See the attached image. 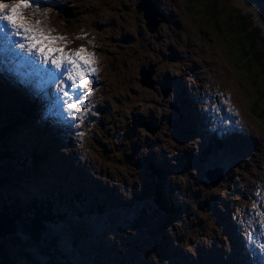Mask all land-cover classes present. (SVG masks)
I'll use <instances>...</instances> for the list:
<instances>
[{
    "label": "rangeland",
    "instance_id": "obj_1",
    "mask_svg": "<svg viewBox=\"0 0 264 264\" xmlns=\"http://www.w3.org/2000/svg\"><path fill=\"white\" fill-rule=\"evenodd\" d=\"M137 1L140 2L141 0H65V3L70 5L66 6V10L70 9L68 13L66 10L61 9V0H37L40 11L34 15L26 13L31 22L36 19L41 20L40 27L50 30L53 36L67 37L78 29L79 24L82 25L81 31L90 28L95 32L97 30L100 32L109 16L113 19L108 23L109 28L113 24L120 23L126 31L121 32L118 26H114V34L111 31L109 36L103 34L102 41L99 42L101 53L93 51L95 42L91 40L90 35H88L84 47L88 52L94 53L97 65L96 73L99 74V76L97 74L90 76L89 81L99 78L103 80L99 82H105L108 80V75L111 74L112 81L115 78L118 83V86H112L113 93L119 96L114 101L117 107H115L114 102L110 103L105 100L104 113H109L107 106H112L119 112L121 104L119 106L118 104L123 102V118L127 119L124 124L122 121L116 122L111 128L110 132L112 134L106 133L105 136H99L96 133H91L86 145L85 160L100 175L98 180L102 182L109 181V186L105 188L108 192L104 205L112 210H108L105 214L85 213L81 217L72 216L71 222H75L79 227L77 231L72 229L71 232H68L63 225H56L53 230L56 231L55 237L58 244L67 248V254L76 255L78 251H81L83 254L79 255L80 260L83 259L87 263L102 264L92 260L95 255L97 258H105L107 264H205L202 261L199 262V258H197L198 243L204 244L203 246L206 245L205 250L208 249L209 245L215 241L216 235L221 234L225 229L224 224L230 223L233 215L228 212V204H235L237 210H248L249 207H252L253 203L259 198L255 195L256 192L253 186L247 183L250 180L255 185L256 181L252 179L253 176L264 171V165H262L264 164V80L261 78V75L263 77L264 75L256 72V65L250 71L240 68L242 64L238 57L243 61L244 56L241 51H239V55L235 54V49L229 45V41L232 39L228 34L229 28L227 30L222 28L220 19H227L231 22L227 16L228 12L232 8L240 10L242 7L246 9L247 19H251V23L255 22L257 18L259 19L258 25L261 26L264 32V3L261 0H244V5L241 6L237 4L236 0H220V5L217 4L219 12L217 11L215 14L217 17L215 15L211 17L204 10V3L206 5L211 4L214 0H161L165 6L156 2L157 7L161 9L160 12H157L152 0H147L159 14L157 28L153 31L146 29L143 12L135 10L134 6ZM218 2L219 0H217ZM44 12H47L46 16ZM104 12H106L108 18L98 25ZM162 12L167 14V18L160 16ZM173 12L176 14L175 16ZM64 15H73V17L69 19ZM215 24L218 28H214L216 27ZM231 25H233L232 22ZM119 38H124V40L122 42L116 40ZM128 40L133 42L129 43ZM188 42L195 44L193 53L191 47L187 48ZM88 45L90 46L88 47ZM257 46L263 48L261 45ZM106 48L108 50H105ZM168 48H178L185 56L184 68L188 75L184 81L188 86H194L199 92H205L206 94L211 92L212 94L217 87L214 82L207 84V82L202 83L200 81L203 76L202 70L206 69L200 64L197 66V61L199 62V59L207 57L209 59L214 58L222 64L223 70L215 68L207 71V78L221 72V77L212 79L225 88L227 95L232 100L220 101L224 106L220 108L218 113L221 116L230 115L234 112L236 104L240 109L237 115H242L245 118L247 128L251 127L245 132L254 138L252 146L255 150L235 154L236 157L233 158L230 154H220L210 149L207 154L201 156L199 152L202 150L203 145L199 142L204 139L202 134H199L195 139H188L187 131L184 125L180 124V120L176 118L179 121L177 123L173 120V117L162 116V114L169 111L167 108L163 111L160 110L158 113L162 125L158 124L157 126L161 129L158 130L155 124L156 121L151 118L146 124L155 128L152 134L147 132L149 131L146 129L147 125L142 127L141 120L135 126L137 118L140 116V99L148 100L145 103V108L149 110L156 108L155 102L159 104L167 99L173 100L174 98V96H171L172 89L168 91V96L164 95L161 90L165 87L164 84H167L166 78H162L161 81L160 77L156 75L157 72L154 73L155 68V71H158L161 77L164 74L169 75V72L174 75L176 69L171 66L173 61L164 57V53L168 51ZM113 49L118 50V54ZM203 49L212 52L214 56H204ZM102 50L106 52L102 53ZM13 54L15 55L14 52ZM128 54H131V56ZM109 58H114L115 61L113 62ZM119 58L126 63L123 65L119 61L117 62ZM154 62L157 63V67H155ZM36 63L39 65L38 61ZM150 63L154 65L151 75L153 85H139L137 82L134 84L138 78L139 68ZM0 67L2 73L6 72L12 82L17 81L15 67L11 62L4 61L0 64ZM122 69L126 72L124 77H122L120 71ZM145 70L148 71L149 66ZM54 85L55 89H52L53 86H47V90L46 85H44V92L46 90L47 98L51 97V99L61 101L59 79H54ZM123 85L125 90H130L127 101L122 100L121 93L123 91L121 87ZM170 85L175 90L183 88L181 82L174 84V81H172ZM104 91L109 93L107 88ZM99 98L100 92H97L91 103L98 101ZM22 104L27 106L24 103ZM85 108L88 109L89 105H86ZM230 109L231 111H229ZM169 112L173 113V111ZM0 115L11 114L6 112L5 108H1ZM210 115V112H205L204 118L210 117ZM143 119L147 120L146 118ZM224 121L228 122L229 120L224 119ZM216 122L207 121L205 124L203 123L200 131L206 130L205 126H212ZM16 125L10 131V134L20 142V144H16V147L20 145V148L15 156L19 159V164L22 165L24 160L20 159L21 148L26 147L27 151L31 153L32 148L35 149L38 144L32 142L34 138L31 137L29 132L28 135L26 133L27 139L23 138L25 137L23 135L20 138L21 133L19 130L26 127L22 124L17 126L18 129H16ZM211 129H207L204 133L207 135L212 134ZM97 131L100 132L101 129L98 127ZM114 136H117V139ZM91 137H95V141ZM81 139L85 141L86 134L82 135ZM90 141H93L92 145L95 148L89 146ZM140 141L141 145L138 147L137 143ZM152 141H160L155 144V150H152L160 158H166L161 151L167 149L166 164L169 169H172L171 173L168 172V175L172 176L173 184L179 187V189H176L172 186L173 200L182 203L183 199L184 205L187 206L186 209L178 212L177 215L179 216L175 215L177 217L174 220L166 219L165 216L160 214L158 206L159 211L152 207L155 200L151 197V193L156 180L155 175L151 174L154 171L150 169V160L146 161L144 156L148 154V145L151 146ZM25 142H28L29 146ZM216 143L220 142L216 141ZM236 147L234 145L232 150ZM222 148L226 150L225 147ZM41 151L42 157L40 154L39 167L42 166V163L43 167L40 176H53V164H56L55 152ZM76 152H80V149H76ZM47 154L49 155L48 161ZM51 155H53L52 160ZM158 162L161 165L164 163L163 160ZM166 164H163V166ZM209 168L216 170L220 176L218 182L214 185L204 176V171L206 169L210 170ZM25 172L26 175L31 177L27 180L29 184L31 179H35V174L29 168ZM91 177L96 178L94 172H91ZM21 178L24 179L25 176L22 175ZM137 178L139 182H136ZM165 178L169 179L166 173ZM68 180L73 185L78 184V178L74 177L72 179L69 176ZM235 181H239L242 187V191H237L239 194L234 192L235 186L233 183ZM165 183V181H162V188L165 187ZM187 186L192 187L188 192ZM60 187L62 186L59 185ZM180 192L185 193L181 198H179ZM224 198L226 199L224 200ZM239 198H241L240 201ZM243 200L248 203H242ZM112 202H114V207H111ZM161 203L163 209L165 203L163 200ZM84 206L87 210L88 204L85 203ZM252 211L254 210L252 209ZM166 215L171 216V214ZM162 228L168 238L163 237L161 234ZM258 228L257 225L248 223L250 232H252V229ZM242 231L240 230L241 238L245 239L246 233ZM17 234L15 233V235ZM84 249L89 255L85 254ZM22 251V255L18 256L11 253L18 264H46L47 258L35 254V251L33 253L29 250ZM231 251L237 253L238 247L233 245ZM248 255L250 256L251 253L249 252ZM182 257L187 258L188 261H185ZM70 258L73 260L72 257Z\"/></svg>",
    "mask_w": 264,
    "mask_h": 264
},
{
    "label": "bare ground",
    "instance_id": "obj_2",
    "mask_svg": "<svg viewBox=\"0 0 264 264\" xmlns=\"http://www.w3.org/2000/svg\"><path fill=\"white\" fill-rule=\"evenodd\" d=\"M61 1H62L60 2L61 9L66 6H70L69 4L65 3V0H61ZM261 1L264 3V0ZM156 2H159L162 6H165V4L161 0H152V3L155 6L157 12H160L161 9L157 7ZM138 3L139 1H137L134 6L135 10H139L137 7ZM98 4H102V3H98ZM69 10H66V12L69 13L70 12ZM173 15L175 16L176 14L173 12ZM160 16L162 18L164 17L167 18V14H164L163 12L160 13ZM66 17H69L70 19L71 17H73V15H68V16L66 15ZM107 18L108 17L106 16V12H104L98 25H100V23H103ZM112 20L113 19L110 18L109 16V19L107 20L106 23H104V26L100 32L98 30L97 32H95L90 28L81 31L80 28L82 27V25L79 24V26L77 27L78 29H76L73 33L69 34L66 37L67 40L65 42H61L60 44L55 46L64 47L65 51H75L80 47H85L86 39L88 38V35H90L91 40H94L95 42V45L93 46V51L100 52L101 50L99 47V42L102 41L103 34L109 36L110 31L114 34V26H118L121 32L125 31L121 27L120 23L113 24L109 28L108 23L111 22ZM145 27L146 29H148V27L146 26V20H145ZM78 36H83L85 38L76 39V37ZM116 40L122 42L124 38H119ZM109 41L114 42L113 40H109ZM127 42L132 43L133 41L128 40ZM89 46L90 45H88V47ZM193 46H195L194 43L193 44H190L189 42L187 43V48L191 47L192 53L194 51ZM204 49H203L204 56L205 55L214 56L212 52H209ZM105 50L108 49L106 48ZM167 50L168 51L164 53V57H166L167 59L169 58L171 61H173L171 63V66L174 69H176L174 75L169 72V75L164 74L161 77L160 74H158V71H155V68H154V73L157 72L156 75L160 77L161 81L162 78H166L167 84H164L165 87L162 88L161 90L164 95L168 96L169 95L168 91L172 89L171 96H174V98L173 100L167 99L166 101H163L159 104H157L154 101L156 104V108L149 110H146L145 108V103L148 102V100L140 99L139 101L140 116L137 118L136 124L134 123L135 126L138 125L140 120H141L140 124L142 123L141 124L142 127L143 125L146 126L147 125L146 123H148V120L150 118L153 121H156L155 122L156 126L158 124L162 125V123H160V117L158 116V113L160 110L163 111V109L167 108L169 111H173V113H170L168 111L167 113L162 114V116L173 117V120H175V122L177 123H179V121H177L176 118L180 120V124H183L187 131L186 135L188 139H195L196 137H198L199 134H202L204 139L202 142H199L201 145H203L202 150L199 152L201 156L207 154L208 150L210 149H213L214 151L220 154H230V156H232L233 158L236 157L235 154L245 153L250 150H255V148L252 146L254 138L247 135V133L245 132V130L247 129L249 130L251 129V127L247 128V124L244 121L245 118H243L242 115H237L240 111L239 107L235 104V110L230 115L225 114L224 116H221L218 113L220 108L224 106V104L220 101H232V100L231 97L227 95L225 88L220 86L218 83L215 82V80L212 79V78L221 77L220 76L221 72L213 75V77L207 78V71L209 70L211 71L215 68H220L223 70L222 64L214 58L209 59L207 57H203L199 59V62L197 61V66L200 64L204 67V69H206V70H202L203 76L200 81L202 83L207 82V84L214 82L217 87V89L212 94L211 92H209V94H206L205 92L197 91L196 88L192 85L188 86L184 81L185 77L188 75V73L185 72V68H184L185 56L182 55V53L178 50V48H173V49L168 48ZM113 51H115L117 54L119 52L116 49H113ZM104 52L106 51L102 50V53ZM128 55L131 56V54ZM109 60L113 61V58H109ZM4 61L11 62L14 65L17 81L15 83L12 82V80L10 79L9 75L6 72L5 73L7 75L5 73H2L0 67V83L4 85V89H5V93L2 90H0V99L2 98L3 100L2 101L4 106L3 108H7L8 101H11L14 103L16 107H18L16 109H18L19 112H21L22 114H24L26 111H30L32 114H34V115H28L27 122L25 124L26 128L19 130V132L21 133V135L25 136L23 138H26L29 132L31 134V137L34 138L32 141L36 143L38 142V146L41 148V150L43 151L46 150L47 152L50 151L52 153L55 152L56 164H53V172H54L53 176L50 175L40 176L41 175L40 172L43 167V163H42V166L39 167L40 172L34 173L36 175L35 178H37L36 179L37 185H39L38 183L42 181L45 184L44 192L45 193L47 191L53 192L52 196L55 197L59 185L62 186V184L65 182L66 187L65 189L64 188L62 189L63 190L68 189V186L71 183L68 180V177L70 176L72 179H74V177L76 179L78 178L77 180L78 184L74 186H81V187H85L86 189L97 188V193H101L103 189L109 186L108 185L109 181L102 182L101 180H98L100 175L96 171H94L93 168L89 165L90 163L85 160V156H86L85 152L87 151L86 149L87 140L89 139L91 133H96L99 136L101 135L105 136L106 133L112 134L110 131L112 126L116 122L122 121L124 124V121H127L126 118H123L124 117V110L122 106L123 102H120L118 104V106L121 104L119 112H117L114 107L107 106L109 109V113L107 114L104 113L105 111L104 109L106 107L104 106V101L107 100L108 102L113 103L119 97L116 93H113L114 91H112V86L118 84L115 78L112 81V76L110 74V76L108 75V80L105 82H99V81H103L99 78L90 80L89 82L93 95L90 97L88 101L84 102V105L80 108V111L77 112L73 110V112L70 114L65 111V109L61 104V101H58V99H54V98L51 99V97L47 98L46 95L47 86L49 87L53 86L52 89H55L54 79L51 74L52 69L50 66H44L41 65L40 63L38 65L36 62L34 63L31 60H29L26 56L20 57V55H16V54L14 55L12 51H9L3 48L2 46H0V64ZM147 66H149L150 78H151L153 72L152 67H154V65L150 63ZM147 66L142 65L139 68L138 78L137 80H135L134 84L137 82L139 83V85L141 84L146 85L145 78L141 76V72L145 70ZM93 67L95 68L97 67L96 63L93 65ZM155 67H157V63H155ZM120 71L122 73V77H124L126 74L125 70L122 69ZM215 72L217 71L215 70ZM96 74L99 76L98 73ZM149 80L151 82L150 85L151 84L153 85L152 78ZM172 81H174V84L181 82L183 84V88L179 90H175L173 89V87L171 88L170 84ZM44 85H46L45 92H44ZM105 88L109 89V93H106L104 91ZM121 89L123 91L121 93L123 99L122 98L121 99L123 101H127L129 98L130 90L127 89L125 90L124 85L121 87ZM97 92H100L99 100L94 103H91L93 96ZM176 97L178 99L177 101L175 100ZM21 100H25V101H21ZM21 102L26 104L27 106H24ZM114 103H115V107H117L116 102ZM86 105H89L88 113L84 111ZM205 112H210L211 113L210 117L204 118ZM143 118H146L147 120H144ZM224 119H227L229 121L225 122ZM207 121L208 122L217 121V122L212 126H205L206 130L200 131V127L202 126V124L203 123L205 124ZM239 126L241 127L239 128ZM98 127L101 129L100 132L97 131ZM209 128H212L211 129L212 134L207 135L204 132L207 131V129ZM146 129H148L149 131L147 132L151 134L155 130V128L149 127L148 125L146 126ZM159 129L161 128L158 127V130ZM80 133H83V135L86 134L85 141L81 139L82 135H80ZM114 137L117 139V136ZM91 138L93 139V141H95V137H91ZM93 141H90L89 146L95 148V146L92 145ZM216 141H219L220 143H216ZM159 142L152 141V145L151 146L148 145V154L144 155L145 160L146 161L148 159L150 160V167L152 170H154V174H156L154 176L156 180L155 186L159 181V179L161 180V182L162 181L166 182L165 187L164 188L161 187L162 190L161 194L163 197V198L161 197V201L163 199H166V202L168 203L169 200L170 205L169 206L167 205V207L174 206L179 208L181 211L183 209H186L187 206L184 205L183 199H182V203L173 200L172 197L173 195L171 192L172 186H174L173 188L176 189H179V187L173 184L174 181L171 180L172 176L168 175V172L171 173L172 169H169L166 164L167 149H162L161 151V153L166 158H160L158 155H156L155 152H152V150H155L154 148L155 144ZM140 145H141V141L137 143L138 147H140ZM234 145H236L237 147L236 149L232 150V147ZM222 147H225L226 150L223 149ZM22 149L26 153L30 154L27 151L26 147H23ZM76 149H80V152H76ZM150 152L151 154L149 155ZM177 153H179V151H177ZM94 154L96 156V152ZM22 157L23 156H21L20 154V159H24ZM52 159H53V155H51V160ZM159 160H163L164 162L163 164H166L165 166L167 167L168 170L166 169L165 166H163V164L161 165L158 162ZM197 160L199 161L198 158ZM209 169L210 170L206 169L204 171V176L208 180L209 178L207 177L206 173L216 172V170L214 169L211 168ZM91 172L95 173L96 178L91 177ZM165 173L169 179L166 178L164 179ZM66 174H68L69 176ZM63 176L64 178H62ZM252 179L256 181V184L253 185L250 182V180L247 184L253 186L255 192L257 191L264 192V171L255 174ZM233 184L235 186L234 192L237 193L238 190L242 191V187L240 186L239 181H235ZM186 188L188 192L192 187L187 186ZM65 193L67 194L66 191ZM184 194L180 192L179 198L183 197ZM225 199L226 198H224V200ZM240 200L241 198H239V201ZM241 202L248 203L244 200ZM84 204L85 203H83L82 205L84 206ZM227 209L228 212H230V215L232 214L233 217L230 219V223L224 224L225 229L222 231V233L221 234L218 233L220 234L219 236L218 234L216 235L217 237H215L216 238L215 241L211 243V245H209L208 249L206 250H205L206 245L203 246L204 244L198 243L196 254H197V258H199V262L202 261L205 264H264V252L261 251L257 243L248 241V234L250 233L248 229V223L250 219L255 216V212L252 211V207H249L248 210L246 209L237 210L236 205L230 203V205L228 204ZM0 216L6 220L11 219L16 223V221L13 218L9 217L6 213L2 211H0ZM72 216L75 217V215ZM71 223L74 224L73 227H75V230L77 231V229H79V227H76L77 224L75 222H71ZM253 224L259 227V223L253 222ZM240 230H243L246 233L245 239L241 238ZM256 236H260L259 228L257 229V232L254 234V239ZM259 242L264 243V236H260ZM233 245H236L238 247L237 253L231 251ZM249 252L251 253L250 256L248 255ZM182 258L185 261H188L187 258L185 257Z\"/></svg>",
    "mask_w": 264,
    "mask_h": 264
},
{
    "label": "trees",
    "instance_id": "obj_3",
    "mask_svg": "<svg viewBox=\"0 0 264 264\" xmlns=\"http://www.w3.org/2000/svg\"><path fill=\"white\" fill-rule=\"evenodd\" d=\"M219 3L220 0L218 3L217 0L207 5L204 3V10L213 17L217 11L219 12V7L217 6V4L220 5ZM224 12H222L223 15H225ZM246 13V9L242 7L240 10L232 8L227 16L233 25L227 19H220V24L226 30L229 28L228 34L232 38L229 41V45L235 49V54L239 55V51H241L245 57H243V61L238 57L242 64L239 67L245 71H250L256 65V72L264 75V32L261 26L258 25L259 19L257 18L255 22L251 23V19H247ZM215 16L217 17V15ZM215 26L214 28H218L216 24ZM257 45H261L263 48L261 49ZM113 61H115L114 58ZM118 61L123 65L126 63L121 58ZM123 65L122 67H124ZM261 78L264 80L262 75ZM0 90L5 93L4 85L1 83ZM2 101L1 98L0 109L4 107ZM16 108L18 107L13 102L8 101V107L5 108V111L11 115H0V211L13 218L18 225L17 235L0 238V264H18L11 253L16 256L22 255V250H29L31 253L35 251V254L46 257V264H92L87 263L83 259L80 260L79 255L83 254L81 251H78L76 255L67 254V248L58 244L55 237L56 231L53 229H55L54 226L56 225H63L68 232H71L72 229H75L73 227L74 224L71 223L72 215L81 217L85 213L105 214L108 210H112L104 205L107 190L103 189L101 193H97V188L86 189L85 187L74 186L72 183H70L67 190H63L62 188L65 189L66 187L64 182L61 189L58 188L57 194L53 197V192H44L45 184L42 181L38 183L42 186L37 185V178L34 177L35 179H31L30 183L27 184V180L31 177L26 175L25 171L29 168L34 173L40 172L39 159L40 154L42 157V151L39 146H36L28 154L21 148L20 154L23 156L24 162L22 165L19 164V159L15 154H18L17 151L20 148V145L16 147V144H20V142L10 134V131L14 129L15 124H17L16 129H18L17 126L19 125H25L28 115L34 114L30 111L22 114ZM18 117L20 118L17 119ZM21 137L23 136L20 135ZM25 143L29 146L28 142ZM48 159L49 155L47 154V161ZM151 174L156 175L152 172ZM22 175L25 176L24 179L21 178ZM137 180L138 178L136 182H139ZM161 183L159 179L155 186L157 191L154 187L151 193V197L155 200L152 207L157 209L158 206L160 211L157 210L166 219H174L178 216L180 209L174 206L167 207L170 204L169 200L168 203L166 202V199H163L165 207L163 206L164 208L162 209ZM83 203L88 204L87 210H85L86 206L82 205ZM111 207H114V202L111 203ZM164 212L171 214V216L166 215ZM76 227L78 226L76 225ZM161 234L163 237L168 238L163 228L161 229ZM84 251L86 255H89L86 249ZM92 260L107 264L105 258H97L95 255Z\"/></svg>",
    "mask_w": 264,
    "mask_h": 264
},
{
    "label": "snow or ice",
    "instance_id": "obj_4",
    "mask_svg": "<svg viewBox=\"0 0 264 264\" xmlns=\"http://www.w3.org/2000/svg\"><path fill=\"white\" fill-rule=\"evenodd\" d=\"M236 2L244 5V0ZM39 11L40 5L37 0H0V46L16 55L26 56L34 63L38 61L41 65L50 66L53 79H59L61 85L59 93L63 108L70 114L73 110L78 112L84 102L93 95L89 77L95 76L97 71L93 67L96 63L94 53L88 52L84 47L75 51H65L64 47H56L55 45L65 42L67 38L51 35L50 30L40 27L41 20L31 22L26 15V13L34 15ZM44 15L46 16L47 12H44ZM84 111L87 112L88 109L85 108ZM255 195L259 199L252 205L255 216L250 219L249 224L259 223L260 236H264V192L257 191ZM256 232L257 229H252L248 234V241L257 243L264 252V243L259 242L260 236L254 239Z\"/></svg>",
    "mask_w": 264,
    "mask_h": 264
},
{
    "label": "water",
    "instance_id": "obj_5",
    "mask_svg": "<svg viewBox=\"0 0 264 264\" xmlns=\"http://www.w3.org/2000/svg\"><path fill=\"white\" fill-rule=\"evenodd\" d=\"M146 2V4H145ZM138 9L143 12V17L146 20V26L149 30H154L157 25V18L159 17V14L154 10L152 5L147 0H141L138 5ZM141 76L145 78L146 85H150V70L146 71L143 70L141 72ZM152 85V84H151ZM150 85V86H151ZM209 180L212 182V184H216L220 178L219 174L217 172H207L206 173ZM17 231V225L14 221L6 220L0 216V238H6L14 236ZM15 247V246H13ZM18 247V246H16Z\"/></svg>",
    "mask_w": 264,
    "mask_h": 264
},
{
    "label": "flooded vegetation",
    "instance_id": "obj_6",
    "mask_svg": "<svg viewBox=\"0 0 264 264\" xmlns=\"http://www.w3.org/2000/svg\"><path fill=\"white\" fill-rule=\"evenodd\" d=\"M227 33V31L225 32V34ZM162 58H163V56H162ZM175 100L177 101L178 99H177V97L175 98Z\"/></svg>",
    "mask_w": 264,
    "mask_h": 264
}]
</instances>
